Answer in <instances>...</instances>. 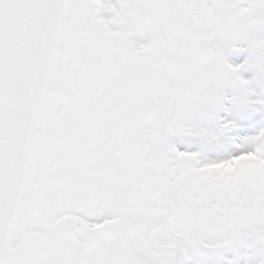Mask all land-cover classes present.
Returning a JSON list of instances; mask_svg holds the SVG:
<instances>
[{
    "label": "snow or ice",
    "instance_id": "1",
    "mask_svg": "<svg viewBox=\"0 0 264 264\" xmlns=\"http://www.w3.org/2000/svg\"><path fill=\"white\" fill-rule=\"evenodd\" d=\"M0 264H264V0H0Z\"/></svg>",
    "mask_w": 264,
    "mask_h": 264
}]
</instances>
